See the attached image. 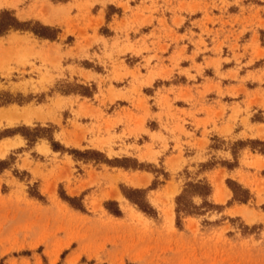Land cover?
Returning a JSON list of instances; mask_svg holds the SVG:
<instances>
[{
    "label": "rangeland",
    "instance_id": "obj_1",
    "mask_svg": "<svg viewBox=\"0 0 264 264\" xmlns=\"http://www.w3.org/2000/svg\"><path fill=\"white\" fill-rule=\"evenodd\" d=\"M3 11L22 25L0 34V264H264V127L141 137L198 98L264 122V0Z\"/></svg>",
    "mask_w": 264,
    "mask_h": 264
},
{
    "label": "crops",
    "instance_id": "obj_2",
    "mask_svg": "<svg viewBox=\"0 0 264 264\" xmlns=\"http://www.w3.org/2000/svg\"><path fill=\"white\" fill-rule=\"evenodd\" d=\"M206 104L198 98L193 107L174 102L172 105L176 110L174 109L171 112L161 109L153 110L151 113L152 119L156 122V128L148 129V134L141 135V137L144 138V142H151L155 146L161 143L150 140V137L152 134L161 133L166 138L169 149H174L177 141L181 146L190 144L197 148L206 143L205 139L210 133L223 137L224 133H226V136H241V133L245 132L249 136L251 132L254 135L253 137L263 138V136L256 133L260 131V127H264V122L252 123L248 119L249 128L246 129V125H243L242 122L244 119L243 114L237 116L236 120H233L232 112H227L225 117H221L216 105H208V107ZM208 108L210 109L206 110ZM252 159L261 160L264 159V155H253Z\"/></svg>",
    "mask_w": 264,
    "mask_h": 264
},
{
    "label": "trees",
    "instance_id": "obj_3",
    "mask_svg": "<svg viewBox=\"0 0 264 264\" xmlns=\"http://www.w3.org/2000/svg\"><path fill=\"white\" fill-rule=\"evenodd\" d=\"M6 15L7 16L10 15V13L7 12V11H3V12L0 13V34L2 32H4V31L10 29V28H20L21 25H22L14 17H12V16H11L10 21L8 23H5L4 21H1V17L2 16H6ZM44 29H48V28H44ZM35 33L38 34V35H40V36L51 37V36H49V35H47L45 33H37V32H35ZM198 187H201L202 188V190L198 192L199 195L204 196V195L208 194V191H209L208 188H206L204 186H199V185H198ZM133 201H134L135 204L138 205V207L141 210H143L144 212L146 211L145 210V206L143 204H140L138 202H135V200H133Z\"/></svg>",
    "mask_w": 264,
    "mask_h": 264
}]
</instances>
